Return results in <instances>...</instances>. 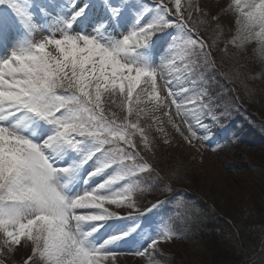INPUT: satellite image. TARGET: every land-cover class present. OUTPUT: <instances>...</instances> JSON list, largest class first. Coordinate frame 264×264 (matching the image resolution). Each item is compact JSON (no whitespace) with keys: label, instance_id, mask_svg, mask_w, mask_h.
Listing matches in <instances>:
<instances>
[{"label":"snow or ice","instance_id":"6c2138e0","mask_svg":"<svg viewBox=\"0 0 264 264\" xmlns=\"http://www.w3.org/2000/svg\"><path fill=\"white\" fill-rule=\"evenodd\" d=\"M171 2L104 0L97 18L68 0L71 11L48 23L37 0H0V236L9 252L30 247L24 264H109L125 246L159 264L158 245L177 236L170 220L148 216L164 201L143 212L137 204L159 179L145 158L152 121L160 123L152 114L167 109L178 132L182 117L189 144L208 139L194 123L207 129L204 118L221 117L207 89L194 87L212 79V45L181 0ZM227 11L236 24L228 43L255 40L264 56V0H231ZM177 57L184 83L174 86Z\"/></svg>","mask_w":264,"mask_h":264},{"label":"trees","instance_id":"16d2710c","mask_svg":"<svg viewBox=\"0 0 264 264\" xmlns=\"http://www.w3.org/2000/svg\"><path fill=\"white\" fill-rule=\"evenodd\" d=\"M194 13L192 23L200 14ZM203 17L206 23L195 27L215 59V71L205 74L212 79L205 81L212 100L231 108L227 137L213 152L219 168L169 150L162 155L155 146L145 158L159 179L147 193L153 203L174 198L182 210L172 264H264V80L255 79L250 50L228 43L232 28Z\"/></svg>","mask_w":264,"mask_h":264},{"label":"rangeland","instance_id":"374dc122","mask_svg":"<svg viewBox=\"0 0 264 264\" xmlns=\"http://www.w3.org/2000/svg\"><path fill=\"white\" fill-rule=\"evenodd\" d=\"M42 1L46 2V6H48L47 10L54 11L53 9H55L56 11L60 12H57L56 16L58 14L62 16L65 13L71 11L68 0H37V2L40 4ZM76 2L78 3L79 0H76ZM113 2L118 3L119 0H113ZM143 2L151 6V0H143ZM165 2L169 3V7H173V3L171 2V0H165ZM230 3L231 0H181L182 11L187 9V11L192 12V20L195 11H193L192 8H188L189 4L202 9L203 12L211 17L219 16V18L221 19L218 22H226V27H228L227 31H230V28H232L231 37H233L236 34V24L234 22L235 13L227 11V6ZM88 4L91 6V8L95 4H97L95 6L100 7L99 4L103 5L104 0H89ZM202 17L203 16L198 14L196 23L192 24L196 26L197 21L201 20ZM55 18L57 17L47 18L45 22L51 23ZM86 27H89V25H86ZM220 28H222L221 25ZM159 45L164 46V51L161 53V59H163V57L167 54L168 46H170L168 36L163 35L161 37V40L159 41ZM243 48L250 50L256 62V68L254 71L255 79L264 80V56H262L259 52V43L255 40H252L246 43ZM177 66V71L173 73L174 86L184 83V80L180 75V69L182 66L180 65L179 57H177ZM159 83H161V81L158 79V84ZM201 84L204 88L207 89L208 96L206 97V99L210 98V103L213 111L221 117L218 121H213L210 117L204 118L203 123L208 126L207 129L201 128L199 127V125H195V123L193 122L194 130L197 131L198 136L207 135L208 139H193L192 143L189 144L187 140H185V135L189 134L187 133V126L183 123V118L175 117V122L180 125L181 129V131L178 132L176 128L168 122L167 116L165 115V112L168 111L167 109H163L152 114L156 117H159L160 123H157L155 120L152 121V128L149 132V136L153 142V147L157 146L161 148L160 153L162 155H165L167 150L177 152L179 153L177 155H184L185 158H191L199 166L205 165L208 169L217 171L219 165L214 158L213 149H217L220 146V143L227 137L225 129L228 125H226L224 120L231 114V108L229 106H221L220 104H217L212 100V95L210 93V90L208 89V83L206 84L205 79L198 80L197 85H195L194 87H199ZM161 95L163 96L164 92H161ZM116 101L118 104L119 97L116 98ZM107 107L111 108L112 110H118L116 104H108ZM141 107L144 106L141 105ZM174 110L175 109L173 106L171 111L174 112ZM160 128H163V131H160ZM181 132H183L184 134L182 135ZM152 196L154 195L145 192L143 195L138 197L137 204L140 207L141 212H143L146 207H150L151 203H153L151 198ZM175 204L176 201L173 198L167 203H163L158 209L154 210L153 213H149L148 216L155 221H160L161 219L170 220L175 228V223L179 220L182 213V210L179 209V205L174 206ZM113 210H115L114 207ZM152 226L155 227L156 225L153 224ZM175 238L169 242L161 243L160 245H158L159 251L152 257V259L159 262V264H172V257L178 256L177 247L174 249V247L172 246L174 245L173 242L175 241ZM0 247L4 248L3 253H0V264H24V260L31 254L30 247L24 246L17 247L13 251L9 252L3 245L2 236H0ZM119 251L123 254H118L115 261H110L109 264H149L147 256L141 257L129 254V246H125Z\"/></svg>","mask_w":264,"mask_h":264},{"label":"bare ground","instance_id":"6f19581e","mask_svg":"<svg viewBox=\"0 0 264 264\" xmlns=\"http://www.w3.org/2000/svg\"><path fill=\"white\" fill-rule=\"evenodd\" d=\"M88 1H89V0H79V2H78L79 4L77 3V5H83V4H85V3H88ZM41 4L46 5V2H45V1H42ZM95 5H97V4H95ZM95 5L91 8L90 15L93 16V17H97V18L102 17L103 14H104V8H103V5H102V4H99L100 7H97V6H95ZM53 10H54V11H52V10H48V11H50V12L52 13L51 17H49V18L57 17V16H56L57 12L60 13L59 11H56L55 9H53ZM58 15H59V14H58ZM60 16H61V15H60ZM55 19H56V18H55ZM55 19H54V20H55ZM54 20H53V21H54ZM50 22H51V21H50ZM89 28H90V26H89Z\"/></svg>","mask_w":264,"mask_h":264}]
</instances>
